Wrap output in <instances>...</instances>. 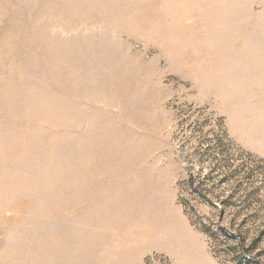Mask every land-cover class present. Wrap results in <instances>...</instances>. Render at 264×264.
Listing matches in <instances>:
<instances>
[{"label":"rangeland","instance_id":"rangeland-1","mask_svg":"<svg viewBox=\"0 0 264 264\" xmlns=\"http://www.w3.org/2000/svg\"><path fill=\"white\" fill-rule=\"evenodd\" d=\"M0 264H264V0H0Z\"/></svg>","mask_w":264,"mask_h":264},{"label":"trees","instance_id":"trees-1","mask_svg":"<svg viewBox=\"0 0 264 264\" xmlns=\"http://www.w3.org/2000/svg\"><path fill=\"white\" fill-rule=\"evenodd\" d=\"M231 203H232V201L231 202L221 203L224 207L221 210H219L218 221L216 222V236L217 237L218 236H224V237L229 238L231 240H235L236 233L234 231H231L229 228L224 227L223 224H222L223 223V218H224L223 215H224V212H225V207H227L228 204L229 205H234L233 203L232 204ZM238 233H240V232H238ZM238 236L240 237V239L241 238L244 239V237L241 234H239ZM250 260H251L250 258H249V260H247V258H246L245 262L249 263Z\"/></svg>","mask_w":264,"mask_h":264}]
</instances>
